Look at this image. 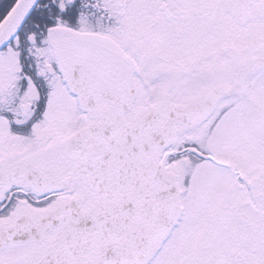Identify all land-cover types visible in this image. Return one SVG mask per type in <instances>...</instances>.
I'll return each instance as SVG.
<instances>
[{
  "label": "snow or ice",
  "instance_id": "obj_1",
  "mask_svg": "<svg viewBox=\"0 0 264 264\" xmlns=\"http://www.w3.org/2000/svg\"><path fill=\"white\" fill-rule=\"evenodd\" d=\"M0 264H264V0H0Z\"/></svg>",
  "mask_w": 264,
  "mask_h": 264
}]
</instances>
